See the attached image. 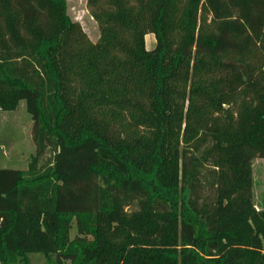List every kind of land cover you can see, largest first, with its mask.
Here are the masks:
<instances>
[{
    "label": "trees",
    "instance_id": "1",
    "mask_svg": "<svg viewBox=\"0 0 264 264\" xmlns=\"http://www.w3.org/2000/svg\"><path fill=\"white\" fill-rule=\"evenodd\" d=\"M87 5L96 43L65 0H0V113L36 147L0 169V264H264V0Z\"/></svg>",
    "mask_w": 264,
    "mask_h": 264
},
{
    "label": "rangeland",
    "instance_id": "2",
    "mask_svg": "<svg viewBox=\"0 0 264 264\" xmlns=\"http://www.w3.org/2000/svg\"><path fill=\"white\" fill-rule=\"evenodd\" d=\"M68 14L73 21L80 23L89 39L96 43L100 33L97 23L90 14L87 0H65ZM150 38V37H148ZM147 38V39H148ZM149 40V39H148ZM154 45H155V38ZM148 44V43H147ZM36 147L33 141V122L27 113L25 102H21L14 112L0 113V169L27 171L35 156ZM51 153L46 154V160ZM253 165L254 204L258 211L264 209V159H256ZM76 234L73 224L71 237ZM30 264H57L56 257L48 259L42 255H30ZM68 264V263H63Z\"/></svg>",
    "mask_w": 264,
    "mask_h": 264
},
{
    "label": "crops",
    "instance_id": "3",
    "mask_svg": "<svg viewBox=\"0 0 264 264\" xmlns=\"http://www.w3.org/2000/svg\"><path fill=\"white\" fill-rule=\"evenodd\" d=\"M148 37H150V38H148ZM149 40H148V39ZM154 36L153 35H148V36H146V38H145V44H146V49L147 50H151L152 48H153V46H154ZM148 43V44H147ZM14 170V169H13Z\"/></svg>",
    "mask_w": 264,
    "mask_h": 264
}]
</instances>
